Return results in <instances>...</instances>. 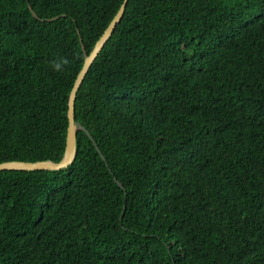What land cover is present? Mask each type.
I'll use <instances>...</instances> for the list:
<instances>
[{"label": "trees", "instance_id": "1", "mask_svg": "<svg viewBox=\"0 0 264 264\" xmlns=\"http://www.w3.org/2000/svg\"><path fill=\"white\" fill-rule=\"evenodd\" d=\"M122 2L0 0V162L63 157ZM75 117L0 170V264H264V0H128Z\"/></svg>", "mask_w": 264, "mask_h": 264}, {"label": "water", "instance_id": "2", "mask_svg": "<svg viewBox=\"0 0 264 264\" xmlns=\"http://www.w3.org/2000/svg\"><path fill=\"white\" fill-rule=\"evenodd\" d=\"M128 0H123L122 4L120 5L118 11L111 19L110 23L100 36V38L95 43L93 49L90 53L86 52L85 46L83 45V49L85 52V60L81 70L79 71L73 87L69 94V101H68V118H69V125L67 131V139H66V148L63 157L59 160H52V159H43V160H36V161H23V160H8L0 162V170L2 169H24V170H34V169H61L66 168L74 159L77 151V130L83 129L85 130L90 137L95 142L96 147L100 150L96 140L91 135L90 131L84 126L81 122L76 120L75 117V100L77 96V92L80 88L81 83L83 82L85 75L87 74L90 66L92 65L93 61L107 42V40L112 35L117 23L123 17ZM32 9V12L35 16H38L37 13L33 10L32 6L29 5ZM103 158L104 155L102 154ZM119 182V181H118ZM119 184H121L119 182Z\"/></svg>", "mask_w": 264, "mask_h": 264}, {"label": "clouds", "instance_id": "3", "mask_svg": "<svg viewBox=\"0 0 264 264\" xmlns=\"http://www.w3.org/2000/svg\"><path fill=\"white\" fill-rule=\"evenodd\" d=\"M60 65L59 64H56V68L59 69Z\"/></svg>", "mask_w": 264, "mask_h": 264}]
</instances>
